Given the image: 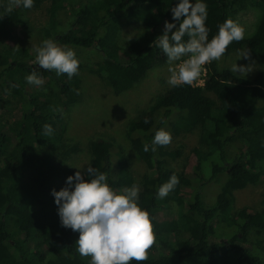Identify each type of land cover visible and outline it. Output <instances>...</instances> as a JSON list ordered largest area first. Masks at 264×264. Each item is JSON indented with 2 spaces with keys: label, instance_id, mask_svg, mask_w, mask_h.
Here are the masks:
<instances>
[{
  "label": "trees",
  "instance_id": "obj_1",
  "mask_svg": "<svg viewBox=\"0 0 264 264\" xmlns=\"http://www.w3.org/2000/svg\"><path fill=\"white\" fill-rule=\"evenodd\" d=\"M45 1L34 0L31 8L45 6L43 41L97 51L108 65L101 69L95 62L92 71L114 86L128 80L133 69L167 62L153 41L165 21H172L175 0ZM205 2L214 35L226 19L235 21L238 11L258 10L254 29L231 42L225 53L245 49L264 65V0ZM66 7L70 18L63 22L58 12ZM22 23L19 7L0 0V264H89L90 257L76 251L79 232L61 226L51 194L78 170L65 164L82 149L67 135L65 110L79 99L81 89L75 75L69 79L41 69L33 51L17 54L21 48L7 40ZM139 23V34L129 44H119L120 30ZM32 71L45 81L43 86L27 84L25 76ZM225 79L236 83L228 69L212 67L204 86L168 85L128 120L126 134L148 168L136 183L138 203L148 211L155 236L141 264H264V97H256L252 108L236 89L224 85ZM254 80L264 89L263 72ZM45 123L53 128L47 137ZM159 128L170 132L172 142L157 145L155 152L143 151ZM195 133L198 143L191 145ZM89 150L92 166L107 174L115 190L132 180L128 157L112 141L95 137ZM173 174L179 179L177 191L156 199L158 187ZM219 177L221 189L207 200L205 186ZM249 186L261 188L260 204L232 212L236 193ZM161 211L171 215L161 218Z\"/></svg>",
  "mask_w": 264,
  "mask_h": 264
},
{
  "label": "clouds",
  "instance_id": "obj_2",
  "mask_svg": "<svg viewBox=\"0 0 264 264\" xmlns=\"http://www.w3.org/2000/svg\"><path fill=\"white\" fill-rule=\"evenodd\" d=\"M10 3L31 9L34 0H10ZM171 13L172 21H165L162 34L153 44L166 57L169 73L166 82L173 88L192 85L200 77L204 65L219 61L227 46L242 40L245 35L244 28L229 18L219 24L216 34L209 38L205 0H175ZM35 63L41 69L55 71L57 76L66 74L69 79L79 70L74 50L62 47L52 39L42 41L35 48ZM249 70L237 62L230 68L236 75H244ZM25 81L37 87L45 83L35 71L26 74ZM145 123H148L147 118ZM52 132V126L45 123L43 136ZM171 142L170 132L159 128L151 144L143 145V151L155 152L157 145L166 146ZM87 164L83 172L79 170L83 167L75 166L78 170L67 176L65 187L52 189L61 226L79 232L76 251L81 257H90L89 264H132L133 261L141 264L148 259L155 236L148 211L138 203L139 185L133 183L117 191L110 186L105 172L93 167L91 162ZM178 183V177L171 175L158 187L156 199L166 197Z\"/></svg>",
  "mask_w": 264,
  "mask_h": 264
},
{
  "label": "rangeland",
  "instance_id": "obj_3",
  "mask_svg": "<svg viewBox=\"0 0 264 264\" xmlns=\"http://www.w3.org/2000/svg\"><path fill=\"white\" fill-rule=\"evenodd\" d=\"M49 2L50 0H46L45 4ZM19 10L23 23L17 26L13 36L7 42L15 49L21 48L20 50L18 49L17 54H24L23 52L27 49L26 52L30 50L35 55V48L40 46L43 41V27L47 23L48 16L45 6L35 11L24 9L23 7H19ZM58 14L63 22L70 18L68 7L64 10H59ZM258 19V10L253 7L242 9L235 15V21L244 28L245 35L254 29ZM213 25V18L207 17L206 26L210 30L209 38L214 36ZM141 29L142 25L140 23L124 26L118 35L119 44L123 46L129 44L139 34ZM60 46L71 48L76 53L79 60V70L75 75L77 77L76 84L81 89L79 99L66 108L65 120L68 124V137L77 141L82 149L72 154L65 161V164L86 168L88 166L87 163L91 160L90 140L95 137H103L112 141L115 146L120 147L130 161L133 178L132 180L125 179L126 187L131 186L133 180L135 183L140 182L143 175L148 172V168L132 148L126 134V128L128 120L135 119L168 86L166 82L169 75L167 71L168 63L166 62L163 65L147 70L133 69L129 73L128 80L114 86L92 71L95 62H99L101 69L108 65L97 51L91 48ZM247 53L246 57L239 58ZM235 62L238 65L249 67L250 70L244 75H236L230 71L232 64ZM212 67L219 70L228 69L236 83L225 79L224 85H229L236 89L237 93L244 97L246 103L251 107L256 97H264L263 87L255 83L254 80L259 72H263L264 76V65L256 55L245 49L231 51L230 53H224L219 61H212L210 68ZM1 105L4 104L0 100ZM199 115L200 113L196 112V116ZM188 142L191 145L198 143L197 133L192 134ZM223 181L222 177H219L205 186L204 191L207 200L216 196L221 189ZM174 188L177 191L178 184ZM260 191L261 188L258 186H249L244 190L238 191L232 212L245 206L255 209L262 199ZM170 215L171 213L165 211L159 213L161 218Z\"/></svg>",
  "mask_w": 264,
  "mask_h": 264
},
{
  "label": "built area",
  "instance_id": "obj_4",
  "mask_svg": "<svg viewBox=\"0 0 264 264\" xmlns=\"http://www.w3.org/2000/svg\"><path fill=\"white\" fill-rule=\"evenodd\" d=\"M210 70V63H207L206 65L203 66L202 73L198 80L194 82L192 85L193 86H204L207 77H208V71Z\"/></svg>",
  "mask_w": 264,
  "mask_h": 264
}]
</instances>
